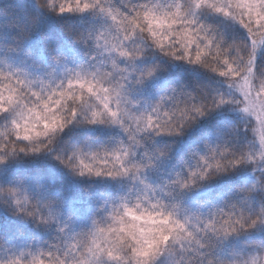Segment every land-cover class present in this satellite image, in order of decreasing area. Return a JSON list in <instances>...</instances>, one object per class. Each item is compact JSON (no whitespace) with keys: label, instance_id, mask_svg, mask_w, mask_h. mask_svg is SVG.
I'll use <instances>...</instances> for the list:
<instances>
[{"label":"snow or ice","instance_id":"snow-or-ice-1","mask_svg":"<svg viewBox=\"0 0 264 264\" xmlns=\"http://www.w3.org/2000/svg\"><path fill=\"white\" fill-rule=\"evenodd\" d=\"M0 264H264V0H0Z\"/></svg>","mask_w":264,"mask_h":264}]
</instances>
